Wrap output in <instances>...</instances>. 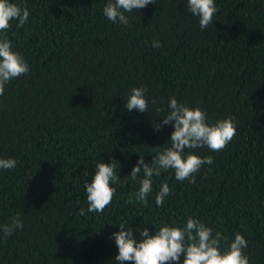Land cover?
<instances>
[{
  "label": "trees",
  "instance_id": "16d2710c",
  "mask_svg": "<svg viewBox=\"0 0 264 264\" xmlns=\"http://www.w3.org/2000/svg\"><path fill=\"white\" fill-rule=\"evenodd\" d=\"M12 2L30 10L28 21H11L0 36L29 73L0 96V158L17 161L0 169V225L19 214L24 227L0 232V264H116L118 224L154 233L188 216L229 239L241 233L249 264H264V0H215L203 30L187 0L125 13L128 25L104 16L107 0ZM141 86L149 111H129L128 95ZM171 97L201 108L210 123L234 118L236 134L220 151L185 150L213 158L194 182L162 171L144 202H126L140 186L127 177L140 155L151 163L171 144L172 125L154 128ZM112 157L116 194L103 213H89L84 185ZM164 182L171 192L158 206Z\"/></svg>",
  "mask_w": 264,
  "mask_h": 264
},
{
  "label": "clouds",
  "instance_id": "9594fccd",
  "mask_svg": "<svg viewBox=\"0 0 264 264\" xmlns=\"http://www.w3.org/2000/svg\"><path fill=\"white\" fill-rule=\"evenodd\" d=\"M152 3H156V0H107L103 14L113 23L128 25L129 19L125 13L140 10ZM187 8L198 17L202 30L213 24V17L217 12L215 0H187ZM29 15L30 10L27 7H21L12 0H0V33L10 28L13 20L17 21V28L22 27L28 21ZM152 46L158 48L161 44L154 41ZM28 73L29 65L22 54L13 50L12 42L6 35L0 36V96L4 94L5 86L11 80ZM146 92L147 88L144 86L133 87L128 95L126 108L129 111L148 112ZM152 103L155 104L154 99ZM168 109V114L162 117L160 124L154 123V128L160 130L164 125H172L174 130L169 139L171 144L158 148L151 163L146 162L140 155L127 176L129 181L138 182L140 186L126 202H144L153 192V177H160L162 171L174 170L178 181L188 179L190 183L194 182V174L202 166L211 165L213 158L201 157L195 151L185 150L207 146L212 151H220L236 134V123L232 117L210 123L201 108L189 107L178 102L175 97L170 98ZM16 165L14 158H0V169H14ZM117 168L120 165L115 157L109 163L100 160L95 165L91 183L87 181L84 185L87 212L103 213L112 203L116 194L112 185L119 182ZM170 192L169 185L164 182L155 195L156 204L162 206ZM79 214L85 215V210L81 208ZM118 225L120 230L112 234L118 248L116 264H124L126 261L134 264H180L181 255L184 257L183 264H249L250 258L244 253V249L248 247L244 235L237 232L234 239H229L220 231L214 233L212 227L193 216H188L183 225L163 224L159 228L155 227L154 233H150L147 227L141 230L125 222ZM23 227V221L17 214L9 223L0 225V232L7 238ZM136 231H139L138 237L134 234Z\"/></svg>",
  "mask_w": 264,
  "mask_h": 264
}]
</instances>
